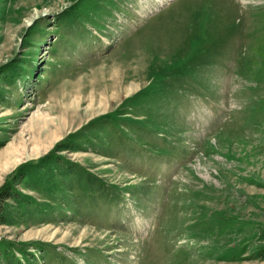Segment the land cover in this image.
<instances>
[{
    "label": "rangeland",
    "instance_id": "374dc122",
    "mask_svg": "<svg viewBox=\"0 0 264 264\" xmlns=\"http://www.w3.org/2000/svg\"><path fill=\"white\" fill-rule=\"evenodd\" d=\"M0 264H264V0H0Z\"/></svg>",
    "mask_w": 264,
    "mask_h": 264
},
{
    "label": "trees",
    "instance_id": "16d2710c",
    "mask_svg": "<svg viewBox=\"0 0 264 264\" xmlns=\"http://www.w3.org/2000/svg\"><path fill=\"white\" fill-rule=\"evenodd\" d=\"M12 194L11 193H8V194H6V193H0V204L2 203V202H5L7 199H9V198H12ZM262 256H263V258H264V253H262Z\"/></svg>",
    "mask_w": 264,
    "mask_h": 264
}]
</instances>
